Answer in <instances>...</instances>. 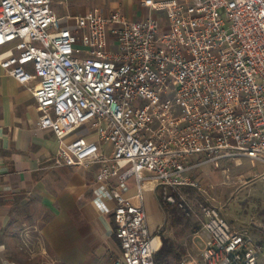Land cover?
Segmentation results:
<instances>
[{
	"label": "built area",
	"instance_id": "built-area-1",
	"mask_svg": "<svg viewBox=\"0 0 264 264\" xmlns=\"http://www.w3.org/2000/svg\"><path fill=\"white\" fill-rule=\"evenodd\" d=\"M8 45L0 66L30 86L39 126L59 142L53 164L100 165L93 200L113 214V264H155L160 229L147 222V180L190 215L182 189L200 188L192 169L264 164V0H177L166 25L120 9L59 17L52 0H0V47ZM131 177L136 193L127 196ZM199 217L196 264H264V237L252 235L264 223L236 228L212 203Z\"/></svg>",
	"mask_w": 264,
	"mask_h": 264
},
{
	"label": "crops",
	"instance_id": "crops-1",
	"mask_svg": "<svg viewBox=\"0 0 264 264\" xmlns=\"http://www.w3.org/2000/svg\"><path fill=\"white\" fill-rule=\"evenodd\" d=\"M52 8L59 17L94 8L104 13L120 9L129 19L145 17L134 15L131 0H52ZM157 19L167 24V17ZM11 51V45L0 47V58ZM29 87L0 66V261L113 264L121 254L113 214L102 212L93 200L101 185L96 178L100 165L53 164L59 142L50 129L39 126L40 111ZM197 160L191 158L192 163ZM135 193L130 179L126 195ZM133 201L138 203L137 198ZM105 203L113 207L112 201ZM143 204L150 228L161 230L165 210L154 180L145 183ZM175 251L179 254L177 246ZM168 259L171 264L177 260L174 255Z\"/></svg>",
	"mask_w": 264,
	"mask_h": 264
},
{
	"label": "rangeland",
	"instance_id": "rangeland-1",
	"mask_svg": "<svg viewBox=\"0 0 264 264\" xmlns=\"http://www.w3.org/2000/svg\"><path fill=\"white\" fill-rule=\"evenodd\" d=\"M168 1L173 2L155 0L151 4L149 0H131V3L137 17L151 14L166 20L171 5ZM249 164L245 160L238 165L232 160H224L218 167L208 163L192 171L191 175L198 180L200 188L182 189L186 204L193 211L190 215L178 203L165 202L159 192L165 212L163 226L155 233L154 248L160 237L169 236L180 254L175 264L200 263L202 238L197 234L201 223L199 209L206 203L218 206L220 214L236 228L253 224L254 221L264 223V164ZM170 208H177L176 219H172L173 213H168ZM252 235L256 240L262 239L264 228L252 230Z\"/></svg>",
	"mask_w": 264,
	"mask_h": 264
},
{
	"label": "trees",
	"instance_id": "trees-1",
	"mask_svg": "<svg viewBox=\"0 0 264 264\" xmlns=\"http://www.w3.org/2000/svg\"><path fill=\"white\" fill-rule=\"evenodd\" d=\"M170 209L171 210L168 213H173L172 219H176L175 216L177 213V208ZM175 248V243L172 240L164 236L160 237V240H158V244L156 245V249L154 251L155 264H171L168 259L169 255H174L178 259L179 254L175 251Z\"/></svg>",
	"mask_w": 264,
	"mask_h": 264
}]
</instances>
